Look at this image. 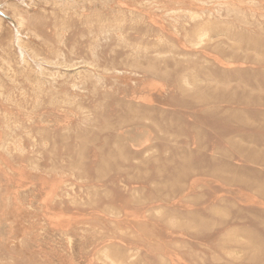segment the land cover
<instances>
[{"label":"rangeland","instance_id":"374dc122","mask_svg":"<svg viewBox=\"0 0 264 264\" xmlns=\"http://www.w3.org/2000/svg\"><path fill=\"white\" fill-rule=\"evenodd\" d=\"M0 264H264V0H0Z\"/></svg>","mask_w":264,"mask_h":264}]
</instances>
